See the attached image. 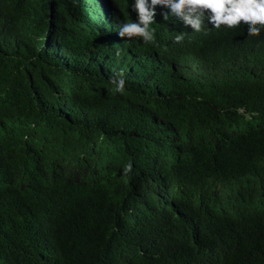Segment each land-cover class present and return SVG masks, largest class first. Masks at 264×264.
<instances>
[{
  "label": "trees",
  "instance_id": "trees-1",
  "mask_svg": "<svg viewBox=\"0 0 264 264\" xmlns=\"http://www.w3.org/2000/svg\"><path fill=\"white\" fill-rule=\"evenodd\" d=\"M129 2L0 0V264H264V31Z\"/></svg>",
  "mask_w": 264,
  "mask_h": 264
},
{
  "label": "clouds",
  "instance_id": "clouds-1",
  "mask_svg": "<svg viewBox=\"0 0 264 264\" xmlns=\"http://www.w3.org/2000/svg\"><path fill=\"white\" fill-rule=\"evenodd\" d=\"M158 6L168 10L161 13L165 21L174 17L185 28L190 26L197 33L202 30L206 20L215 29L222 25L234 28L243 22L248 26L249 36H259L261 31H264V0H131L128 7L135 14V20L119 25L120 37H127L129 40L139 37L144 43L152 42L155 29L151 25L155 22ZM84 21L82 20V23ZM163 38L166 42L172 39ZM183 39L182 34L175 37L177 43ZM112 83L118 92L125 91L123 78H113ZM132 171L133 165L129 163L126 174Z\"/></svg>",
  "mask_w": 264,
  "mask_h": 264
},
{
  "label": "rangeland",
  "instance_id": "rangeland-1",
  "mask_svg": "<svg viewBox=\"0 0 264 264\" xmlns=\"http://www.w3.org/2000/svg\"><path fill=\"white\" fill-rule=\"evenodd\" d=\"M30 11V9H26V13L25 14H27L28 12ZM26 30L28 29V27H26L25 28ZM30 30V29H29ZM35 32V34L37 35V34H44L42 31H40V29H38V31H34ZM34 32L32 33V30H30L29 32H28V34H29V36L31 37V40L33 41V43L36 45V43H37V39L35 38V34H34ZM38 47V46H37ZM94 142H96V140H94V138L92 139V143H94Z\"/></svg>",
  "mask_w": 264,
  "mask_h": 264
},
{
  "label": "bare ground",
  "instance_id": "bare-ground-1",
  "mask_svg": "<svg viewBox=\"0 0 264 264\" xmlns=\"http://www.w3.org/2000/svg\"><path fill=\"white\" fill-rule=\"evenodd\" d=\"M7 31V30H6Z\"/></svg>",
  "mask_w": 264,
  "mask_h": 264
}]
</instances>
